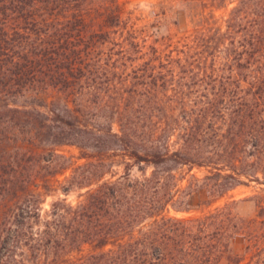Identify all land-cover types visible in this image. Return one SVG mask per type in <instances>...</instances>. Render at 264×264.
Instances as JSON below:
<instances>
[{
    "label": "trees",
    "instance_id": "obj_1",
    "mask_svg": "<svg viewBox=\"0 0 264 264\" xmlns=\"http://www.w3.org/2000/svg\"><path fill=\"white\" fill-rule=\"evenodd\" d=\"M93 1L0 0V85L71 92L72 106L55 111V120L76 133L75 142L96 141L103 155L116 151L125 171L78 185L86 190L76 204L53 201L42 229L28 225L31 205L12 201L0 264H218L223 257L264 264V195L256 218L237 215L227 202L200 216L171 217L177 229L159 220L181 192L183 166L207 171L194 175L186 194L205 190L215 198L244 178L264 177V0H192L199 23L154 41L114 6L96 23ZM94 106L106 111L105 121H92ZM136 166L141 176L132 177ZM236 236L245 240L241 255L230 248Z\"/></svg>",
    "mask_w": 264,
    "mask_h": 264
},
{
    "label": "rangeland",
    "instance_id": "obj_2",
    "mask_svg": "<svg viewBox=\"0 0 264 264\" xmlns=\"http://www.w3.org/2000/svg\"><path fill=\"white\" fill-rule=\"evenodd\" d=\"M112 6L128 19L130 25L133 22L139 26L140 35H151L149 41L159 40L171 34L181 35L182 32L195 27L201 16L199 7H196L192 0H94L91 8L97 10L96 23L104 24L103 18H107L105 10L109 11ZM219 13L220 11L217 12ZM106 22L109 23L108 20ZM126 36H129V33H126ZM12 91L14 92H7L4 86L0 85V234L3 221L7 220V215L11 213L8 205L14 200L24 207L31 205L32 218L28 225L35 230L42 229L52 218L49 211L53 201L65 199L76 204L81 193L86 190L78 187L81 183L96 180L102 173H105V178L115 173L117 178L125 172L121 165L122 159L116 155V151L109 149L103 152L104 156L100 154L104 147L96 141L75 142L76 133L64 132L62 123L55 120V111L63 110L68 102L72 106L71 92L50 84H37L36 87L26 89L24 93L15 89ZM113 92L109 93L110 97L106 96L110 104L113 103ZM90 98L97 99L94 96ZM6 103L24 111L21 113L6 109ZM95 107L88 113L95 117L92 121H105L103 115L106 111ZM109 113L110 117L112 111ZM47 123L49 127L46 126ZM86 155L96 157L94 159L104 157L106 161L100 166L99 161L92 159L97 165L91 164V159L86 158ZM151 170L152 168H149L147 172L150 173ZM178 173L182 178L179 182L181 192L176 193L163 208V214L159 216L160 224L175 225L173 228L177 229L178 224L171 217L200 216L227 202L231 203L237 215L256 218L259 211V195H264L262 175L261 182L244 178V183L232 188L223 197L215 198L205 190L186 194L187 191L191 192L189 186L195 182V176L204 178L207 175L206 169L189 170L187 166H183ZM131 175L141 176L137 166L132 168ZM71 181L74 185L67 190ZM151 221L153 219H147L145 227H148ZM244 247L245 240L241 236L234 237L230 243L235 255L243 254ZM218 264H227L225 257Z\"/></svg>",
    "mask_w": 264,
    "mask_h": 264
}]
</instances>
